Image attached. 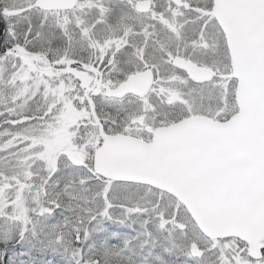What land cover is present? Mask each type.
Segmentation results:
<instances>
[{"label": "snow or ice", "instance_id": "obj_1", "mask_svg": "<svg viewBox=\"0 0 264 264\" xmlns=\"http://www.w3.org/2000/svg\"><path fill=\"white\" fill-rule=\"evenodd\" d=\"M0 264H264V0H0Z\"/></svg>", "mask_w": 264, "mask_h": 264}]
</instances>
